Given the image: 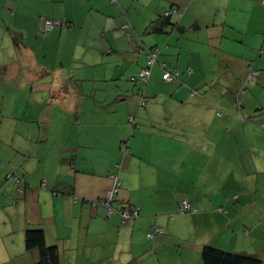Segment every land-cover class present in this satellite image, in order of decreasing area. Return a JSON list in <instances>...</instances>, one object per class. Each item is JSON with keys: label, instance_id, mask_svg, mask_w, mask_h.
<instances>
[{"label": "crops", "instance_id": "0c3cea01", "mask_svg": "<svg viewBox=\"0 0 264 264\" xmlns=\"http://www.w3.org/2000/svg\"><path fill=\"white\" fill-rule=\"evenodd\" d=\"M117 1L0 0V255L20 253L28 226L45 230L61 264H203L204 244L231 245L242 227L264 242V109L215 111V96L178 84H196L203 56L231 55L233 41L252 45L238 68L245 85L256 81L264 0ZM174 7V28L149 29ZM47 18L68 25L45 31ZM157 49L147 83L132 82ZM113 175L110 212L96 202ZM183 199L198 211L180 213ZM154 226L163 233L149 238ZM173 244L177 255H162Z\"/></svg>", "mask_w": 264, "mask_h": 264}, {"label": "rangeland", "instance_id": "374dc122", "mask_svg": "<svg viewBox=\"0 0 264 264\" xmlns=\"http://www.w3.org/2000/svg\"><path fill=\"white\" fill-rule=\"evenodd\" d=\"M231 14H232V18L234 19V21H236L238 24H240L241 26L245 24V22H243L241 19V16H242L241 13L234 14L233 12H231ZM254 24L255 22H252V25ZM231 33L233 36L242 35V34H238L242 32H231ZM260 36L250 35V34L249 35L245 34L244 36L246 37L245 39L246 42H249L253 39L261 38L260 47H257L256 53L251 52L253 57H249V58H253L254 63H255V64H252L253 67L250 69V71H252L253 69H256L262 73L260 77H258L259 74L258 75H256V73L253 74L252 77H254V79L257 78L256 81H252V82L249 81V84L245 85L244 84L245 75H246L245 66H241L240 68H238L240 64L239 62L240 59L242 63L244 64L242 55L244 54V52L246 53L247 51H252V45H249V44L247 45V43H241L240 41L235 43L232 40L233 38L229 36L228 38L227 37L226 38L229 39L230 41H233V42L228 43V48L230 52H232V54L230 55V53H224L218 50L210 52V53H206L203 56V65H202L203 67L201 66L202 67L201 70L203 73L201 79L198 80L196 84L194 85L192 84V81L189 83V81L188 82L182 81L180 79L178 82L179 86L186 87L189 92L191 90H196L198 93H204L205 91H208L209 94L216 97V101H212L211 103L215 111L219 110V111L230 113L231 112L230 110L232 109V107H235V109H238V108L242 109V111L246 110V107L250 109L253 108V110H263L264 109V55L262 57H258L259 55L258 50L262 48L264 49V34H261ZM236 57H241V58H236ZM189 68H190L189 65H187V69H188L187 72L190 71L189 73L191 75L194 72L192 69H194L195 67L192 66L191 67L192 69H189ZM156 71L157 69L155 68L154 72ZM199 73H200V70H196L194 78L198 77ZM162 83L163 82H161V84ZM242 87H245V89H243ZM161 89L167 92V87L162 86ZM237 100L242 105L240 104L238 106L236 104ZM228 102L230 103L229 105H228ZM139 105H140V101H139ZM142 109H145V108H142ZM256 213L257 212L254 211V212H247V213L244 212V213H237V214L238 215L241 214L242 216L241 222H242L244 219L248 218L247 215H249V217L251 218H254ZM231 230L232 232H234L235 229H232L231 227ZM226 232L228 231L226 230ZM248 237H249L248 235L244 234L243 227H242L241 230H239L238 233L233 238L234 242L231 243V245H229L228 243H225L226 245H221L218 247L226 249V250L234 251V252L244 251L250 254L257 252L255 255H257L259 258H261L264 261V242L250 244L251 240ZM171 246L172 247H169V249L166 250L168 252L166 253L164 252L162 255H177L176 245L173 244ZM0 247H2V244H0ZM19 250H20V253H18L17 255H13L12 257L9 256V258H12L10 260H13V262L14 261L16 262V260L19 259L23 261L18 264H28L26 263V258H27V255L29 254L25 246V235H24V241H22V244L20 245V249H18V251ZM199 255H201V253ZM5 256L8 257L7 255H0V264L12 263L10 262V260H7L9 258H6ZM29 256L31 257V254ZM13 264H17V262Z\"/></svg>", "mask_w": 264, "mask_h": 264}, {"label": "trees", "instance_id": "16d2710c", "mask_svg": "<svg viewBox=\"0 0 264 264\" xmlns=\"http://www.w3.org/2000/svg\"><path fill=\"white\" fill-rule=\"evenodd\" d=\"M111 2L116 4L118 1L116 0V2H114L113 0H111ZM174 14H179V11L176 7L166 10L162 18L163 22L160 23L161 25H158L159 23L157 22L158 20H160L158 19L152 22V24L149 26V29L152 27L155 30H160V31L165 32V28H167L168 26H173L171 28H174L176 24L170 21L171 16ZM67 25L68 24L63 23L57 27H66ZM45 31H50V30L45 29ZM16 39L17 37H15V40ZM157 47L159 46H155L154 49ZM150 59L151 57L148 59V61ZM165 70H170V69L166 68L165 66L164 71ZM164 71H163V74H164ZM170 71H175V70H170ZM129 79L132 82H136V83L140 82L139 74L131 75ZM147 97H148V102H149L150 95H148ZM147 103L144 104L143 106H146ZM194 209H196V211H194ZM197 211L198 209L195 207H193V209L191 210V212H197ZM179 212H180V206H179ZM183 213H186V212H183ZM25 246H26V250L28 254H33L35 252L37 253L36 259H35V255H31V257L33 258L30 262L28 259V262H27L28 264H61V258H60L58 247L56 245H50L47 243L45 230L42 227L28 226L26 228ZM28 257L31 258L29 255ZM201 258H202L203 264H264V261L255 254H250L244 251L234 252V251L220 248L211 243H206L202 246Z\"/></svg>", "mask_w": 264, "mask_h": 264}, {"label": "built area", "instance_id": "2783aa9c", "mask_svg": "<svg viewBox=\"0 0 264 264\" xmlns=\"http://www.w3.org/2000/svg\"><path fill=\"white\" fill-rule=\"evenodd\" d=\"M114 2H116V0H113ZM61 23L59 20H55V19H46L45 20V24L44 27L46 30H52L55 27L59 26ZM159 50L157 49L155 53H153L151 59L148 61V64L146 67H144L141 72L139 73V78L140 81L143 83H147L150 73H151V67L152 65L155 63L157 54H158ZM256 73V71H253V74ZM179 76V71H170V70H165L164 74H163V79L167 82H173L175 81ZM134 79V77H133ZM148 102V97L143 94L141 100H140V105L143 106L144 104H146ZM237 105H240V102L237 101L236 102ZM131 120H134V118L131 116L130 117ZM11 177L17 181V182H23V179L21 178V176H19L16 173H12ZM121 185V180L119 175H113V185L112 187L108 190L107 194L105 195V197L102 200H98L96 203H100V204H104L106 206H108L109 211H115L116 208L114 206V203L117 202V193L119 191ZM19 190L21 192H24V188L23 187H19ZM193 209L191 203L185 199H183L180 203V212H187V211H191ZM194 211H196V209H194ZM120 213L122 214V217L124 220L129 219L130 217L133 216H137L139 213V209L138 207H132L130 209H120ZM163 233V228L160 226H154L152 231H150L148 233V237L149 238H154L156 234H160Z\"/></svg>", "mask_w": 264, "mask_h": 264}]
</instances>
